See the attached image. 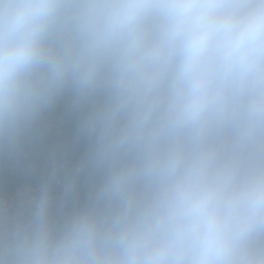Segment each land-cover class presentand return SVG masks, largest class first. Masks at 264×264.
<instances>
[{
  "label": "clouds",
  "instance_id": "1",
  "mask_svg": "<svg viewBox=\"0 0 264 264\" xmlns=\"http://www.w3.org/2000/svg\"><path fill=\"white\" fill-rule=\"evenodd\" d=\"M0 264H264V0H0Z\"/></svg>",
  "mask_w": 264,
  "mask_h": 264
},
{
  "label": "crops",
  "instance_id": "2",
  "mask_svg": "<svg viewBox=\"0 0 264 264\" xmlns=\"http://www.w3.org/2000/svg\"><path fill=\"white\" fill-rule=\"evenodd\" d=\"M25 182H35V178H28V177H15L12 180V186L19 184V183H25Z\"/></svg>",
  "mask_w": 264,
  "mask_h": 264
}]
</instances>
